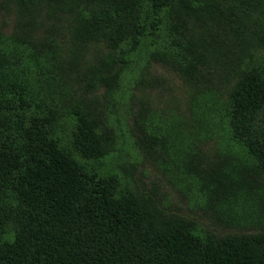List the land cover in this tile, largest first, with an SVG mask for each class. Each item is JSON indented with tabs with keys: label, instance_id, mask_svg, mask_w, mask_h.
I'll use <instances>...</instances> for the list:
<instances>
[{
	"label": "trees",
	"instance_id": "1",
	"mask_svg": "<svg viewBox=\"0 0 264 264\" xmlns=\"http://www.w3.org/2000/svg\"><path fill=\"white\" fill-rule=\"evenodd\" d=\"M9 1L20 18L0 31V264H264V0ZM140 58L177 76L226 150L151 123L145 97L128 110L130 169L107 161L109 102ZM143 75L136 85L172 92L166 74ZM145 161L185 199L189 182L209 225L147 182Z\"/></svg>",
	"mask_w": 264,
	"mask_h": 264
},
{
	"label": "rangeland",
	"instance_id": "2",
	"mask_svg": "<svg viewBox=\"0 0 264 264\" xmlns=\"http://www.w3.org/2000/svg\"><path fill=\"white\" fill-rule=\"evenodd\" d=\"M13 4L14 3L9 0H0V31L4 36H9L11 34L13 29L15 28V24L17 23L16 19L18 20L20 18L19 9L18 7H16V5ZM44 25L48 26L49 22L46 20ZM55 40H57V37H55ZM141 69L143 74H146V76L148 74L156 76V73H158L160 80L162 79L161 75L166 74L170 78L169 82L166 85L168 87V90L166 89V91H169V89L171 88L172 92L163 95L161 92L155 89L150 90V86L147 82L145 84L136 85L135 79H138V77L140 76ZM143 76L146 77L145 75ZM156 81H152V83L154 84L156 83ZM182 88L183 87L181 85V82L176 75L170 73V71L163 69L153 62H143V59L140 58L137 61L128 64L123 75L122 83L118 88L119 90L113 93L116 95L112 98V101L109 102V107L111 109L109 120L113 124L114 130L117 133V143L114 151L111 152V154L108 156L107 161L113 164L118 169V164H122V166L126 165L130 169L129 160L132 159L133 154L135 155L136 152L133 147H130L132 141L129 135L130 119L128 117V110L131 108H137L139 106L138 101H144L145 97L151 108V110L148 112L151 114V123L157 124L158 120L161 124H163V121L165 120L167 124H171L174 126L171 132L174 131V136L178 139V134L180 132H185V134H187V132L192 129L194 130L195 134L197 132H202L207 136V142L200 143L202 147L209 146L215 149L217 148L220 151L226 150V135L223 134L220 129H217L214 126L212 128L211 126L206 124L210 120L205 119V121L202 120L200 122V117L198 119V117H196L195 115L193 118L192 111L187 109V94L182 92ZM130 96H132L134 103H130L127 100V98ZM218 101L219 100L215 101L217 108L218 106L221 107V104ZM204 113H207V108L206 110H204L203 108V114ZM156 115H158L159 117L155 118ZM179 118L181 120L182 118H187L190 123L182 124L181 120H178ZM192 123L195 126L191 127ZM197 124H200L199 128L196 126ZM170 142H174L175 145H179V143L181 144V142L175 141V139L174 141ZM142 167L144 168V171L146 173L145 178L147 182H150L151 180H159L161 189H163L167 193L169 199H173L174 201L178 202L180 207H183V209L185 210V213L192 214L197 217L201 221V223L209 225V219L205 216H200L201 210L195 207L197 206V203L194 201L195 198L191 197L190 195L192 187L189 182H186L185 184L189 193V195H187L189 199H185L182 195H180L179 192L175 190V186L171 185V183L164 178L165 176L162 173V170L160 171L159 168L154 167L151 163H147L146 161L143 163ZM181 168L182 167H179V169L177 170L176 166L172 167L170 165H165L166 170L173 169L174 172H176L177 170V174L174 173L175 175L179 174ZM132 171L133 174L138 173L139 171H141V166L138 164L136 170ZM135 171L138 172L135 173ZM182 190L184 192H187V190L184 188ZM251 216L252 217L247 216V218L251 219L252 221H246L253 222V219L257 218V215L254 214H251ZM257 220L260 221V219H256V221ZM247 230L252 231V228H247Z\"/></svg>",
	"mask_w": 264,
	"mask_h": 264
}]
</instances>
